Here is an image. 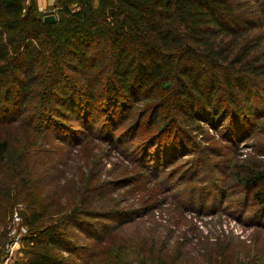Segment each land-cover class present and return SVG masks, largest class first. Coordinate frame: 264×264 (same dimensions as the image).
<instances>
[{
    "label": "trees",
    "instance_id": "1",
    "mask_svg": "<svg viewBox=\"0 0 264 264\" xmlns=\"http://www.w3.org/2000/svg\"><path fill=\"white\" fill-rule=\"evenodd\" d=\"M56 11V22L46 23L33 1L0 0V118L13 106L25 124L42 119L36 143L26 139L20 148L14 138L19 124L0 120V167L11 169L12 179L24 187L23 163L46 137L44 127L63 131L69 119L81 120V147L90 138L110 140L108 122L126 126L137 117L129 128L147 129L144 146L137 148L146 156L141 171L150 170L151 158L156 157L154 168L168 169L163 165L169 160L190 154L188 167H203L198 157L206 148L198 137L204 122L223 132L244 128L246 118L264 120V0H58ZM260 156L240 163L228 157L221 168L223 178L231 176L246 193L248 207L258 211L256 225L264 229V153ZM162 174L157 170L149 179L143 172L136 183L160 186ZM158 195L150 192L141 205L160 206ZM99 200L82 196L65 213L30 203L22 212L29 231L27 261L14 264H75L81 246L70 232L98 240L92 231L127 215L93 210ZM7 235L0 232V264L11 242ZM227 246L219 248L221 264H246L226 261Z\"/></svg>",
    "mask_w": 264,
    "mask_h": 264
},
{
    "label": "rangeland",
    "instance_id": "2",
    "mask_svg": "<svg viewBox=\"0 0 264 264\" xmlns=\"http://www.w3.org/2000/svg\"><path fill=\"white\" fill-rule=\"evenodd\" d=\"M72 8L76 10L75 6ZM58 12L41 14L46 17ZM10 108L12 110L5 117L1 115L0 120L19 124L14 135L18 148L27 145L26 139H38L37 127L42 119L36 118L32 126L25 124L15 107ZM137 119L135 117L130 125ZM245 121L244 128L241 129L243 124H240L234 131L228 127L223 132V129H211L210 122H204V134L198 137L203 149L206 148L200 150L198 157L203 167H188V158H193L190 154L185 159H177L178 166L171 164L176 159L169 160L163 165L168 169L154 168L156 157L151 158L153 165L148 162L150 170L144 171L141 167L146 156L140 155L143 151L137 149L144 146L141 137L147 131L144 126L136 132L130 125L118 123L115 126L110 121L107 136H111V141L90 138L81 147L79 118L69 119L66 123L69 128L63 131L44 127L46 137L29 150V158L23 163L27 170L22 173L28 187L18 178L12 179L15 175L11 169L0 167V232L8 231L9 239L19 229L29 234L22 212L28 211L30 203L37 202L41 211L65 213L84 196L88 202L100 199L92 204L93 210H122L127 215L119 221H105L92 231L100 237L98 240L83 237L79 230L70 232L71 241L81 246L76 249L75 264H221L219 248L225 244L228 245L226 261L263 264L264 229L256 225L260 220L258 211L248 207V196L231 176L223 178L221 168L228 157L240 163L251 157L261 158L264 153V120L246 118ZM120 125V129L115 130ZM237 128H240L239 138L235 135ZM157 170L163 173L160 186L150 182L152 180L142 179L136 183L141 173L152 179ZM217 176L218 183L215 182ZM85 185L93 186L92 192L86 191ZM150 192L159 194L160 206L157 201L152 209L141 205ZM79 237L81 242H77ZM26 246L25 242L23 246L15 245L11 253L7 248L2 264L26 262ZM62 255L68 256L67 253ZM77 256L82 259L75 261Z\"/></svg>",
    "mask_w": 264,
    "mask_h": 264
},
{
    "label": "crops",
    "instance_id": "3",
    "mask_svg": "<svg viewBox=\"0 0 264 264\" xmlns=\"http://www.w3.org/2000/svg\"><path fill=\"white\" fill-rule=\"evenodd\" d=\"M34 2L37 7V10L41 13H53L57 9L58 0H27V5Z\"/></svg>",
    "mask_w": 264,
    "mask_h": 264
},
{
    "label": "built area",
    "instance_id": "4",
    "mask_svg": "<svg viewBox=\"0 0 264 264\" xmlns=\"http://www.w3.org/2000/svg\"><path fill=\"white\" fill-rule=\"evenodd\" d=\"M17 220H19V219H17ZM26 237H28L27 230H22L21 231L19 229V230L16 231V233H13L11 235V242H10L9 246L7 247L8 248L7 252L8 253H11V249L15 245L16 246H19V245H22L23 246V244H24V242L26 240ZM7 263H8V261H7Z\"/></svg>",
    "mask_w": 264,
    "mask_h": 264
},
{
    "label": "water",
    "instance_id": "5",
    "mask_svg": "<svg viewBox=\"0 0 264 264\" xmlns=\"http://www.w3.org/2000/svg\"><path fill=\"white\" fill-rule=\"evenodd\" d=\"M56 17L54 16V15H50V16H46L45 18H44V21L46 22V23H55L56 22Z\"/></svg>",
    "mask_w": 264,
    "mask_h": 264
}]
</instances>
